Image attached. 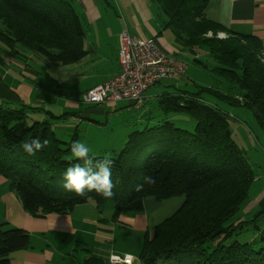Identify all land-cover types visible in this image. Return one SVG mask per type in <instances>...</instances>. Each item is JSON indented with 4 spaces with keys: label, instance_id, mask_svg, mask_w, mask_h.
Listing matches in <instances>:
<instances>
[{
    "label": "trees",
    "instance_id": "1",
    "mask_svg": "<svg viewBox=\"0 0 264 264\" xmlns=\"http://www.w3.org/2000/svg\"><path fill=\"white\" fill-rule=\"evenodd\" d=\"M149 2L164 16L163 30L171 33L181 51L209 54L212 64L208 71L225 82L230 92L199 86L191 93L174 87L157 95V107L165 117L187 115L196 122L194 130L179 129L164 120L131 132L118 152L110 151L115 184L111 199L95 192L78 197L63 187L65 169L78 162L70 145L79 136L74 130L69 142L57 138L52 121L80 119L79 111L58 117L45 112L47 118L39 121L31 116L39 109L0 98V178L26 213L41 218L93 203L98 212L110 204V221L116 222L121 214L142 212L146 198L162 202L182 197L173 214L155 225L151 236L144 235L137 256L143 264H264V205L250 220L233 221L248 199L254 174L231 138L228 116L201 97L210 94L249 111L264 131L261 44L252 36L226 31L209 21L204 0ZM208 32L212 37L206 36ZM217 33H224L226 39H218ZM84 37V21L74 0H0V42L27 68L23 50L62 66L79 64L89 55L83 48ZM194 62L206 68L197 59ZM35 136L47 139L48 144L29 156L22 145ZM149 175L156 183L134 191ZM247 231L252 232L250 239L235 240ZM29 246L25 230L5 229L0 223V264H10V254Z\"/></svg>",
    "mask_w": 264,
    "mask_h": 264
},
{
    "label": "crops",
    "instance_id": "2",
    "mask_svg": "<svg viewBox=\"0 0 264 264\" xmlns=\"http://www.w3.org/2000/svg\"><path fill=\"white\" fill-rule=\"evenodd\" d=\"M204 1H206L204 15L209 21L219 24L226 31L256 38L260 42L264 54V0ZM101 2L109 9L114 2L119 11L118 15L114 9H110L112 15L105 9L101 11L99 6ZM74 4L79 5L80 9L77 8V11L84 21L83 44L86 43L87 49L84 50L89 52L85 58L89 63L86 62L85 68L107 71L91 87L108 81L119 73L118 47L119 35L122 31H127L130 35L142 40H153L163 52L171 56L178 53L167 44L169 36L160 32L153 15L152 4L148 0H74ZM161 23L163 27V21ZM89 36L90 38H88ZM112 64L113 66H110ZM31 68H27L22 63L0 61V98L8 100L14 105L22 103L39 109L40 111L35 112L32 116L39 121L47 118L45 112L58 117L65 113L66 108H75L71 110H76L75 113L81 111L79 110L82 107L79 104L80 99L79 102L66 100L61 93L50 90L49 86L39 80L37 71H32ZM147 98L148 95L145 92L144 104L148 102ZM126 106L130 107L128 102ZM83 115L85 114L80 112L81 118L84 117ZM80 119L78 120L80 121ZM69 120L74 123L76 118ZM71 123L64 122L61 125L59 120L52 121V124L58 128L69 126ZM5 183V180L0 178V188L2 187L0 191L7 190L5 193L0 192V209L6 204L5 210L0 212V218L3 219L0 223L4 224L5 229H23L30 236L29 248L10 254V264H87L86 260H90L89 264H112V258L129 259L131 264H136V260L132 258H137L138 254L133 256L126 251H118L123 253V256L119 257L121 255L119 253L116 255L111 249L102 257L98 248L90 247L88 240L83 238L84 234L89 233L87 232L89 223L94 222L95 226V223L99 222L96 217L101 212H98L96 207L94 208L93 203L76 206L67 214L34 217L23 210L16 195L6 189ZM93 208L98 214L97 216L83 214L87 211L93 212ZM163 208L162 202L146 198L143 201L142 212L121 214L118 216L117 222L126 227L144 231L148 218ZM101 221L108 222L105 219H101ZM109 222L114 224V222ZM92 233L91 235L95 236L94 239L99 238L98 228L93 227ZM93 244H97V242L94 241ZM131 256L132 258H130Z\"/></svg>",
    "mask_w": 264,
    "mask_h": 264
},
{
    "label": "rangeland",
    "instance_id": "3",
    "mask_svg": "<svg viewBox=\"0 0 264 264\" xmlns=\"http://www.w3.org/2000/svg\"><path fill=\"white\" fill-rule=\"evenodd\" d=\"M149 1V0H148ZM79 5H75L76 12ZM100 10H106L107 13H111L110 9H114L116 15H118V9L114 2H112L110 9L107 5L99 3ZM153 15L156 23L160 28V32L165 33L169 38L167 44L175 49L178 53L174 55L186 66L185 74L182 76H176L171 79H162L159 83L147 90V101L141 108L135 109L133 107H127V102H119L117 104H99V105H82L79 108L81 114L84 117L80 121L76 118L74 123L67 118L61 120V125L64 122H69V126L58 128L53 124V131L57 138L69 142L76 127L79 141L86 142L90 148V154L93 156H105L111 154L110 151L118 152L125 142L127 136L136 130H142L144 126H154L157 122H163L164 120L170 121L175 127L192 132L195 127V120L184 114H169L165 115L157 107L156 96L162 92L169 91L172 88L179 90H185L191 93H196L199 86L218 88L222 93H228L227 84L223 81H218L213 77L208 70L211 66V58L208 53L200 52L193 55L188 51H181L172 38L169 31L163 30L162 21H165L162 13L152 5ZM80 14V13H79ZM87 23V21H86ZM85 23V24H86ZM88 24V23H87ZM207 37H212V33L208 32ZM218 39H226L224 33H217ZM90 38V36L88 37ZM84 49H87L86 43L83 44ZM180 50V51H179ZM26 57V63L29 67H32V71H37L39 80L44 82L50 87V90L61 93L66 100L78 101L81 96V92L98 82L102 74L106 73V70H97L85 68V64L89 63L86 59L79 64L62 66L58 63L52 62L43 56H36L28 51H22ZM197 59L201 63L206 65V68L194 62ZM0 61L8 63H22L16 58L12 57L7 48L0 42ZM110 66H113L110 65ZM202 99L217 107L220 111L228 116V128L231 133V138L237 145V147L244 152V155L250 165V168L254 174V182L249 189L248 199L240 207L239 211L233 218V221L237 219L250 220L255 214L262 209L264 205V131L254 120L252 114L242 108L228 105L227 103L211 96L210 94H202ZM64 100V99H63ZM61 104V102H60ZM80 104V102H79ZM75 108L65 109V113L75 112L71 111ZM34 114H31L33 116ZM72 120V119H71ZM73 121V120H72ZM79 121V122H78ZM112 155V154H111ZM9 192L15 193L8 188L7 183L4 184ZM2 188V187H1ZM0 188V189H1ZM5 191H0L5 193ZM183 198L177 197L166 201H162L164 208L158 211L154 216L148 218L147 227L144 231H138L137 229L126 227L119 224L117 221L114 224L110 223L112 214V208L110 204L104 205L101 209V213L98 215L95 212V206L92 211L83 213L87 216H97L99 222L89 223L88 234H84L83 238H86L90 247H96L99 250L100 255L103 257L109 250L113 249L115 254L118 255V251H126L130 255H136L139 253L143 237L145 234L151 236L154 226L161 220L169 217L180 206ZM165 202V203H164ZM6 206V204H4ZM5 206L0 209V212L5 210ZM101 219L108 220L103 222ZM3 219L0 218V222ZM261 220V219H260ZM264 220V219H263ZM98 228V239H94L92 236V228ZM97 232V231H95ZM252 232H244L241 236H238L235 240L239 242H246L250 239ZM96 241L97 244H93ZM88 245V246H89ZM82 248L81 246L79 247ZM83 252V251H82ZM84 253V252H83ZM122 257L123 253H119ZM132 258V256L130 257Z\"/></svg>",
    "mask_w": 264,
    "mask_h": 264
},
{
    "label": "built area",
    "instance_id": "4",
    "mask_svg": "<svg viewBox=\"0 0 264 264\" xmlns=\"http://www.w3.org/2000/svg\"><path fill=\"white\" fill-rule=\"evenodd\" d=\"M120 71L113 78L81 95L83 105L117 104L126 101L138 108L145 92L162 79L183 75L185 64L163 52L153 40H142L122 31L119 35ZM129 259L112 258V264H129Z\"/></svg>",
    "mask_w": 264,
    "mask_h": 264
},
{
    "label": "clouds",
    "instance_id": "5",
    "mask_svg": "<svg viewBox=\"0 0 264 264\" xmlns=\"http://www.w3.org/2000/svg\"><path fill=\"white\" fill-rule=\"evenodd\" d=\"M47 144V139L42 140L40 136H35L25 142L22 148L27 155L32 156L42 151ZM90 151L86 142L79 140L72 142L70 152L78 162L71 163L65 169L63 187L65 191L72 192L78 197L85 196L87 192H95L104 199H111L115 195L113 191L115 184L112 179L114 160L111 159V154H106L101 159H94ZM154 183L156 181L152 176H144L143 183L135 185L134 191L140 192L145 184ZM132 259L136 260V264H143L138 258L133 257Z\"/></svg>",
    "mask_w": 264,
    "mask_h": 264
}]
</instances>
